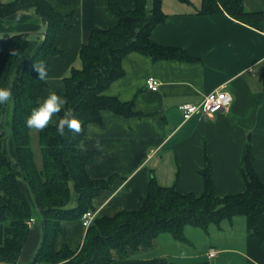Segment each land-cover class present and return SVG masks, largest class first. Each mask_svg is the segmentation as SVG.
<instances>
[{"label": "crops", "instance_id": "obj_1", "mask_svg": "<svg viewBox=\"0 0 264 264\" xmlns=\"http://www.w3.org/2000/svg\"><path fill=\"white\" fill-rule=\"evenodd\" d=\"M45 1L67 17L54 38L60 51L45 61L48 80L41 102L52 91L63 96L62 79L72 68L81 66L79 48L90 32L117 22L107 0ZM120 1L124 9L134 7V0ZM161 1L166 17L153 27L151 38L161 45L183 49L190 59L152 60L136 51L122 59L124 74L112 81L104 93L132 101L138 114L125 117L103 110L101 122L88 123L80 141L84 149L96 152L94 161L86 167L88 175L114 176L111 188L102 189L94 199L96 215L112 216L122 209H137L151 177L160 185H173L180 193L199 195L204 189L201 170L207 160L216 195L241 192L244 183L240 168L247 148L264 182V85L260 77L264 21L261 28H255L225 12L200 14L202 0ZM243 5L264 16V0H243ZM45 27L32 9L0 16V37L26 33L31 41L27 54L43 39ZM2 58L0 50V65ZM148 77L159 81L156 90L146 87ZM219 87L232 95L227 108L183 119L181 104H196ZM10 113L11 101L4 116L8 124ZM96 140L101 149L94 147ZM6 148L14 156L10 138ZM33 154L40 165L38 140ZM29 200L35 210L34 220L15 264H33L43 237L41 215L32 195ZM61 226L55 248L66 245L71 250L78 249L86 230L80 219L62 221ZM256 227L252 230L246 214L210 223L206 228L186 225L184 239L161 232L150 245L124 252L112 249L109 264H264V213L258 217ZM3 240L0 222V245Z\"/></svg>", "mask_w": 264, "mask_h": 264}, {"label": "trees", "instance_id": "obj_2", "mask_svg": "<svg viewBox=\"0 0 264 264\" xmlns=\"http://www.w3.org/2000/svg\"><path fill=\"white\" fill-rule=\"evenodd\" d=\"M107 5L117 18L116 24L90 32L79 48L81 66L72 68L62 79L63 96L68 101L65 107L71 108L83 122V132L78 136L68 132L61 137L55 126L38 132L40 165H37L26 119L41 103L46 81L37 78L32 66L60 51L54 38L67 16L56 12L45 0H0V16L32 9L46 24L43 39L29 54L31 41L26 33L0 37L3 51L0 87H11L13 92L9 124L4 118L7 104L0 105V222L4 234L1 263L18 261L29 230L27 220L34 214L29 195L39 210L43 229L33 264H109L112 249L124 252L127 248L150 245L161 232L184 239L186 225L206 228L210 223L219 224L239 214L248 215L252 230H256L258 217L264 213V182L259 179L247 148L240 168L244 183L241 192L216 195L207 160L201 170L204 177L201 194L180 193L173 185H160L151 177L137 209H122L112 216L95 215L78 249L71 250L66 245L55 248L62 221L79 220L83 212L95 210V197L102 189L111 188L114 178L88 175L86 167L94 161L96 152L77 147L86 134V125L101 122L103 110L125 117L138 114L132 101H121L104 93L112 81L124 74L122 59L131 51L152 60L190 59L183 49L161 45L151 38L153 27L166 17L161 0H134L132 9H124L120 0H107ZM198 12H225L255 28H261L264 21L262 13L247 10L243 0H202ZM12 50L18 54L11 55ZM260 77L264 85V62ZM8 138L12 140L14 156L6 148Z\"/></svg>", "mask_w": 264, "mask_h": 264}, {"label": "clouds", "instance_id": "obj_3", "mask_svg": "<svg viewBox=\"0 0 264 264\" xmlns=\"http://www.w3.org/2000/svg\"><path fill=\"white\" fill-rule=\"evenodd\" d=\"M19 16L17 17V22ZM17 50H12L11 55H17ZM33 71L37 74V78L41 81L48 80V69L46 63L41 60L33 63ZM13 100V92L11 87H0V105L7 104ZM68 103L66 97L52 91L48 96L31 110L30 115L26 119V127L30 131L42 132L49 126H55L59 136L65 137L68 132L73 136L81 135L83 132V122L77 118L71 108H66ZM61 112L63 115L61 116ZM67 130V132H66ZM81 150H84L83 143L79 144ZM94 147L101 149L102 145L99 140H96Z\"/></svg>", "mask_w": 264, "mask_h": 264}, {"label": "built area", "instance_id": "obj_4", "mask_svg": "<svg viewBox=\"0 0 264 264\" xmlns=\"http://www.w3.org/2000/svg\"><path fill=\"white\" fill-rule=\"evenodd\" d=\"M159 81L156 78L148 77L145 80V85L150 90H156L159 86ZM232 102V95L224 88L219 87L211 90L196 104L183 103L179 106L182 112L183 119H188L193 114H211L227 108ZM95 210H87L82 213L80 221L82 226L86 229L95 217ZM34 218L30 217L27 224L30 226ZM214 252L212 251L210 255Z\"/></svg>", "mask_w": 264, "mask_h": 264}, {"label": "rangeland", "instance_id": "obj_5", "mask_svg": "<svg viewBox=\"0 0 264 264\" xmlns=\"http://www.w3.org/2000/svg\"><path fill=\"white\" fill-rule=\"evenodd\" d=\"M8 106V103H7ZM6 106V107H7ZM30 135H31V141H30V145L32 147V149L34 151H36V147H37V138H38V132H34V131H30ZM35 212V210H33V213ZM39 213V212H38Z\"/></svg>", "mask_w": 264, "mask_h": 264}]
</instances>
